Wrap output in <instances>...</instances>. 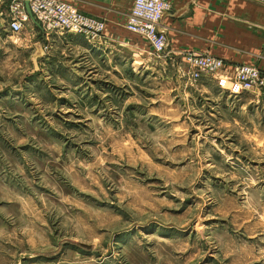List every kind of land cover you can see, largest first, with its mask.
<instances>
[{
    "label": "rangeland",
    "instance_id": "obj_1",
    "mask_svg": "<svg viewBox=\"0 0 264 264\" xmlns=\"http://www.w3.org/2000/svg\"><path fill=\"white\" fill-rule=\"evenodd\" d=\"M3 17L0 264H264L263 91Z\"/></svg>",
    "mask_w": 264,
    "mask_h": 264
},
{
    "label": "crops",
    "instance_id": "obj_2",
    "mask_svg": "<svg viewBox=\"0 0 264 264\" xmlns=\"http://www.w3.org/2000/svg\"><path fill=\"white\" fill-rule=\"evenodd\" d=\"M64 1L103 19L106 32L113 36L124 29L133 2ZM166 1L171 4V9L163 17L161 27L167 34L169 63L177 62L182 52L195 50L220 57L225 66L243 63L264 71V0Z\"/></svg>",
    "mask_w": 264,
    "mask_h": 264
},
{
    "label": "built area",
    "instance_id": "obj_3",
    "mask_svg": "<svg viewBox=\"0 0 264 264\" xmlns=\"http://www.w3.org/2000/svg\"><path fill=\"white\" fill-rule=\"evenodd\" d=\"M170 9L171 4L166 0H133L124 27L142 36L154 54H164L168 40L161 22ZM0 16H4L13 33L21 32L24 24L34 22L45 38L52 33L66 32L97 41L105 30L103 19L86 14L64 0H0ZM180 58L185 63L182 75L191 82L213 75L226 65L220 57L195 50L182 52ZM229 67L232 77L226 89L230 95L251 89L264 92V71L259 67L243 63Z\"/></svg>",
    "mask_w": 264,
    "mask_h": 264
}]
</instances>
